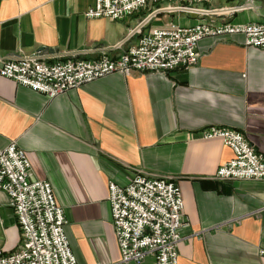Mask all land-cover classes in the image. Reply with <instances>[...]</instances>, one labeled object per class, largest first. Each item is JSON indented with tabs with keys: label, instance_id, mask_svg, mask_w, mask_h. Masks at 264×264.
<instances>
[{
	"label": "crops",
	"instance_id": "0c3cea01",
	"mask_svg": "<svg viewBox=\"0 0 264 264\" xmlns=\"http://www.w3.org/2000/svg\"><path fill=\"white\" fill-rule=\"evenodd\" d=\"M94 4L0 0V66L39 51L42 58H117L141 34L168 24L264 22V0H211L171 12L148 5L121 21L87 18ZM198 53L188 69L115 73L50 100L0 76V148L14 141L26 152L30 178L51 184L79 264H121L108 184L125 185L135 171L172 177L180 188L188 226L178 264H264V181L215 180L233 152L201 137L210 126L237 130L264 155V50L234 35L205 38ZM19 240L0 192V246L13 250Z\"/></svg>",
	"mask_w": 264,
	"mask_h": 264
},
{
	"label": "built area",
	"instance_id": "2783aa9c",
	"mask_svg": "<svg viewBox=\"0 0 264 264\" xmlns=\"http://www.w3.org/2000/svg\"><path fill=\"white\" fill-rule=\"evenodd\" d=\"M211 0H95L87 18L121 21L148 5L189 10ZM243 37L244 46L264 50V22L251 24L198 23L192 27L168 24L139 36L136 44L117 58L103 53L99 58H42L33 54L2 62L0 76L49 100L111 74L133 71L167 74L188 69L199 59L198 44L205 38ZM202 139H219L233 158L219 166L214 179L264 181V155L257 152L237 130L210 126ZM26 152L13 141L0 148V192L8 199L20 240L13 250L0 246V264H79L73 255L64 226V211L55 200L51 184L29 175ZM109 218L121 264H178L181 229L188 226L179 186L172 177L151 178L135 171L125 185L108 184ZM264 257V250L259 251Z\"/></svg>",
	"mask_w": 264,
	"mask_h": 264
},
{
	"label": "water",
	"instance_id": "95a60500",
	"mask_svg": "<svg viewBox=\"0 0 264 264\" xmlns=\"http://www.w3.org/2000/svg\"><path fill=\"white\" fill-rule=\"evenodd\" d=\"M140 27H142V25H141V26H139V27H138V29H139ZM138 29H137V30H138ZM40 53H41V51H39V54H40Z\"/></svg>",
	"mask_w": 264,
	"mask_h": 264
}]
</instances>
